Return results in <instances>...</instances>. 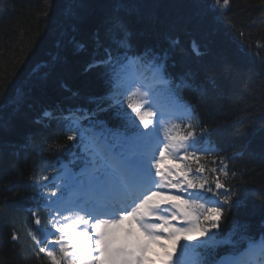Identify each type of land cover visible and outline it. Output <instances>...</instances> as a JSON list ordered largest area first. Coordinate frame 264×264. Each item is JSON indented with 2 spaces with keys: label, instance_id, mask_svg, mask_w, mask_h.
Here are the masks:
<instances>
[{
  "label": "trees",
  "instance_id": "16d2710c",
  "mask_svg": "<svg viewBox=\"0 0 264 264\" xmlns=\"http://www.w3.org/2000/svg\"><path fill=\"white\" fill-rule=\"evenodd\" d=\"M211 2L0 0V264H48L35 243L44 233L32 213L41 227L48 215L37 185H47L43 177L61 160L79 157V139L67 140L62 117L96 110L93 98L106 96L104 69L88 65L102 55L97 42L108 43L117 18L131 53H167L170 88L226 158L227 183L244 203L221 231L246 225L258 237L264 230V0H231L223 10H211ZM182 79L187 87H177ZM93 120L117 123L111 112L96 111Z\"/></svg>",
  "mask_w": 264,
  "mask_h": 264
},
{
  "label": "snow or ice",
  "instance_id": "6c2138e0",
  "mask_svg": "<svg viewBox=\"0 0 264 264\" xmlns=\"http://www.w3.org/2000/svg\"><path fill=\"white\" fill-rule=\"evenodd\" d=\"M230 3L212 0L209 7ZM129 35L117 18L108 43L97 42L102 55L88 68L102 67L108 85L106 96L93 98L97 109L63 114L67 140L79 139L82 166L62 177L56 191L37 185L38 206L48 211L46 227L32 213L44 233L34 238L39 253L48 264H190L192 253L195 264H264V230L258 237L246 225L221 231L244 201L228 185L229 165L208 129L170 88L167 53H131ZM187 86L184 79L177 85ZM96 111L111 112L117 123L98 130Z\"/></svg>",
  "mask_w": 264,
  "mask_h": 264
},
{
  "label": "rangeland",
  "instance_id": "374dc122",
  "mask_svg": "<svg viewBox=\"0 0 264 264\" xmlns=\"http://www.w3.org/2000/svg\"><path fill=\"white\" fill-rule=\"evenodd\" d=\"M67 174H72V173L68 172ZM171 247H172L171 244H169V249H171ZM155 251L162 253L163 249L162 248H156Z\"/></svg>",
  "mask_w": 264,
  "mask_h": 264
},
{
  "label": "bare ground",
  "instance_id": "6f19581e",
  "mask_svg": "<svg viewBox=\"0 0 264 264\" xmlns=\"http://www.w3.org/2000/svg\"><path fill=\"white\" fill-rule=\"evenodd\" d=\"M153 50H155V51H156V49H153Z\"/></svg>",
  "mask_w": 264,
  "mask_h": 264
}]
</instances>
